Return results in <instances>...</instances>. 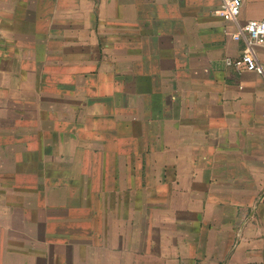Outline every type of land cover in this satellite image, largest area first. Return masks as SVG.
Returning <instances> with one entry per match:
<instances>
[{"label": "crops", "instance_id": "obj_1", "mask_svg": "<svg viewBox=\"0 0 264 264\" xmlns=\"http://www.w3.org/2000/svg\"><path fill=\"white\" fill-rule=\"evenodd\" d=\"M219 5L0 0V264H264V0Z\"/></svg>", "mask_w": 264, "mask_h": 264}, {"label": "built area", "instance_id": "obj_2", "mask_svg": "<svg viewBox=\"0 0 264 264\" xmlns=\"http://www.w3.org/2000/svg\"><path fill=\"white\" fill-rule=\"evenodd\" d=\"M242 0H220V5L214 13L227 22H236L240 14ZM234 40H245V47L242 54L236 58L227 57L224 62L238 70H261L254 53L256 46H264V19L249 20L238 26L232 34Z\"/></svg>", "mask_w": 264, "mask_h": 264}]
</instances>
